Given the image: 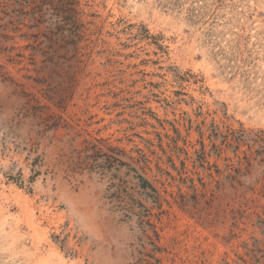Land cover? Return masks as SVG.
Segmentation results:
<instances>
[{
    "label": "rangeland",
    "instance_id": "374dc122",
    "mask_svg": "<svg viewBox=\"0 0 264 264\" xmlns=\"http://www.w3.org/2000/svg\"><path fill=\"white\" fill-rule=\"evenodd\" d=\"M79 1L93 50L74 73L39 70L22 35L47 24L0 0V264H264V161L249 206L217 182L223 135L264 130V0ZM108 156L146 166L162 209L133 172L94 170ZM130 194L145 223L125 217Z\"/></svg>",
    "mask_w": 264,
    "mask_h": 264
},
{
    "label": "trees",
    "instance_id": "16d2710c",
    "mask_svg": "<svg viewBox=\"0 0 264 264\" xmlns=\"http://www.w3.org/2000/svg\"><path fill=\"white\" fill-rule=\"evenodd\" d=\"M21 0H18V4L21 5ZM32 6V11L30 13V20L34 23L35 28H39V25L46 23V30L43 32H26L22 35L25 39L34 38L37 43L33 48V53L30 58L36 62V56L39 55L42 58L41 65H39V70L52 68L59 69L62 67H67L74 73L81 69L82 65L85 63L86 58L92 53V45L88 42L90 39L88 37V27L87 22L81 20L80 15L84 11L80 8L81 2L79 0H59L56 7H51L54 0H28ZM50 10L54 11L49 15ZM49 15L48 17H46ZM46 17V18H45ZM41 35H44L45 39L40 40ZM8 38L10 36L8 35ZM92 42V41H90ZM15 58L11 57L10 61L15 62ZM18 62V61H17ZM30 115V114H29ZM33 116H37V113H33ZM44 123L46 121H43ZM51 129V127H48ZM57 127L55 126V129ZM223 144L226 149L219 147V152L217 156L221 157L224 151L231 149L233 152V157H226L227 160L225 172V182L221 183L218 180V185L224 184L230 187L236 198H240V206H249L250 203H255L256 197H253L255 192V187L252 186V182L248 179L249 174H251L252 169L255 168V164L260 166V162L264 161V130L250 131L247 132L243 129L231 131L223 135ZM215 146V144H213ZM242 145H247V149L243 150V154H238ZM81 150L80 153H83ZM206 150L203 148V160L206 159ZM39 159H35L33 175L28 179V182L32 183L35 181V177L40 174V170L35 169ZM118 161V159H117ZM140 160H138L139 162ZM115 160L109 157L106 160H95L93 163V168L102 174H105L111 169H119L124 167L127 173H132V178L135 181L136 187L140 188L145 196L153 199V203L159 208L163 207V197L159 190L153 184L151 179L147 176L145 167L133 166L130 163H119V166L115 165ZM174 168L175 165H173ZM15 164L11 167L13 170ZM224 171L218 169V174L221 176ZM210 176H213L210 173ZM8 178L15 181L18 185H25V178L23 176L22 170H19L15 175L13 172L8 173ZM193 181V178H191ZM195 188V185L192 186ZM264 189V187H263ZM252 196V197H251ZM124 214L125 217H138L142 223H145V218L149 217L152 213L150 209L133 194L126 197ZM168 204L169 200H167ZM256 215L260 218V226L262 228V233L264 234V219L261 213L257 212ZM263 240L255 239L254 246L257 251H260L259 247ZM156 260L155 263L150 262V264H161V260L155 256H152Z\"/></svg>",
    "mask_w": 264,
    "mask_h": 264
}]
</instances>
